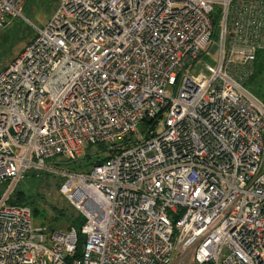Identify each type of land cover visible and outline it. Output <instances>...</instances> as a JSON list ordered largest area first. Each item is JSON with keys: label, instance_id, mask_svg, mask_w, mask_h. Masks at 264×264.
<instances>
[{"label": "built area", "instance_id": "obj_1", "mask_svg": "<svg viewBox=\"0 0 264 264\" xmlns=\"http://www.w3.org/2000/svg\"><path fill=\"white\" fill-rule=\"evenodd\" d=\"M25 2L0 0V31ZM216 19L218 65L192 75ZM261 51L264 0H60L0 70V264H264V102L244 87ZM96 144L114 156L61 172L85 217L71 260L76 229L10 197Z\"/></svg>", "mask_w": 264, "mask_h": 264}, {"label": "rangeland", "instance_id": "obj_2", "mask_svg": "<svg viewBox=\"0 0 264 264\" xmlns=\"http://www.w3.org/2000/svg\"><path fill=\"white\" fill-rule=\"evenodd\" d=\"M59 2L60 0H26L22 14L13 18L10 24L0 31V70L5 68L23 50L36 34V29L42 28L46 24L56 11ZM220 12L221 7L217 5L215 11L217 18ZM220 34L221 24L219 19H216L212 42L204 48L203 54L190 70L192 75L200 73L209 75L206 65H218L219 53H213L211 46L220 43ZM244 87L264 102V74L256 77L254 82H247ZM138 128L146 133L148 125L141 122ZM84 147L85 153L88 154H95L99 150L97 144L85 145ZM106 155V153H102V156ZM67 160L63 156H56L49 161V164L55 169L50 171L31 169L18 183L19 188H23L27 193L39 194L42 197L37 199V204L43 210V213L33 218L35 226L43 225L50 230L66 229L69 224L65 219H60L55 223V208L66 209L69 213L78 214L75 207L60 191L64 179L61 172L71 171L72 168H76L80 164L68 163ZM5 189L6 187L0 184V195Z\"/></svg>", "mask_w": 264, "mask_h": 264}, {"label": "trees", "instance_id": "obj_3", "mask_svg": "<svg viewBox=\"0 0 264 264\" xmlns=\"http://www.w3.org/2000/svg\"><path fill=\"white\" fill-rule=\"evenodd\" d=\"M260 74L261 75L264 74V51H261L257 54L256 71L249 81L254 82L256 77H258ZM103 152L106 153L107 155L102 156ZM112 156H114L113 151L109 150L104 145H99V150L95 152V154L85 153L84 157L79 158L76 161H71V160H67V161L68 163H80L79 164L80 166L78 165L76 168H72L71 171L81 172L88 170L91 166L95 164L104 162L105 160L111 158ZM1 184H3L5 187L7 186V183H1ZM39 198H42L41 195L27 193L26 190H24L23 188H19V186L17 185L10 197V203L30 206L33 212V217L36 218L38 215H41L43 213V210L37 204V199ZM55 212H56V216L54 218L55 223L57 221H60V219H65L69 224L67 228L74 227L76 229L78 235L77 248L74 255L70 259L72 260V259L80 258L82 255L84 242H85V237L81 232L82 225L85 222V217L78 210H77L78 212L77 215L69 213L68 211H66V209L63 210V209L55 208Z\"/></svg>", "mask_w": 264, "mask_h": 264}]
</instances>
